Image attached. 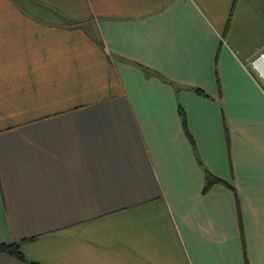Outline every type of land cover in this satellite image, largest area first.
<instances>
[{
  "label": "crops",
  "instance_id": "obj_1",
  "mask_svg": "<svg viewBox=\"0 0 264 264\" xmlns=\"http://www.w3.org/2000/svg\"><path fill=\"white\" fill-rule=\"evenodd\" d=\"M12 242L0 264H264V0H0Z\"/></svg>",
  "mask_w": 264,
  "mask_h": 264
},
{
  "label": "trees",
  "instance_id": "obj_2",
  "mask_svg": "<svg viewBox=\"0 0 264 264\" xmlns=\"http://www.w3.org/2000/svg\"><path fill=\"white\" fill-rule=\"evenodd\" d=\"M180 114H181V120L183 125H185V116L183 114V112L180 110ZM191 142L193 141L191 136L188 134ZM205 185L203 188V191H207L209 189L210 186H212L214 183L216 182H222L221 180L215 178L214 176H212L211 174L207 173L206 174V178H205ZM224 184H227L226 182H223ZM229 186V184H227ZM0 253H6L9 255L14 256L15 258H17L18 260L21 261H25V258L20 250V245L18 242H12L10 244H0Z\"/></svg>",
  "mask_w": 264,
  "mask_h": 264
}]
</instances>
